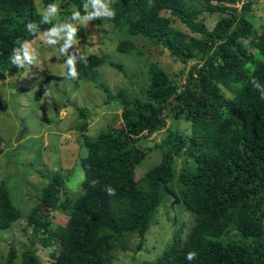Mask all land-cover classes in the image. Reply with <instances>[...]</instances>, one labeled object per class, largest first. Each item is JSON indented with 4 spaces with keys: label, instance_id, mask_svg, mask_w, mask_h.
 Masks as SVG:
<instances>
[{
    "label": "trees",
    "instance_id": "trees-1",
    "mask_svg": "<svg viewBox=\"0 0 264 264\" xmlns=\"http://www.w3.org/2000/svg\"><path fill=\"white\" fill-rule=\"evenodd\" d=\"M240 1L104 0L115 17L95 18V23L106 22L116 39L115 50L143 66V84L137 94L127 89L111 92L98 79V67L127 74L121 62L105 53H88L86 60L68 54L75 56L78 73L72 79L67 76L68 57H63V77L93 82L105 102L120 105V124L110 123L107 132L90 139L84 133L89 112L79 107L74 126L86 151L79 158L80 191H69L56 172L22 212L0 181V230L22 218V230L39 233L42 245L57 243L58 250L50 251L44 264H112L115 251H126L131 237L138 238L134 249L140 248L162 196L171 194L192 213V224L183 238V227L178 226L170 242L145 264H264V28L253 30L241 14L250 0ZM238 2L240 14L229 9L209 29L198 18ZM38 4H56L64 18L38 11L35 0H0L1 72L12 73L10 57L37 32L72 24L77 27L75 37H81L76 22L90 20L87 14L94 11L89 0ZM73 11L79 12L75 20ZM163 12L177 18L191 35L174 28ZM135 38L161 46L180 63L190 62L182 81L169 78L156 62L139 58ZM164 109L172 117L182 116L189 123L188 133L166 128L155 144L159 160L135 178V165L146 154L139 138L163 126ZM1 142L0 137V155ZM106 186L114 188L115 195H108ZM49 212L62 214L63 221L53 224ZM34 242L20 251L7 245L0 264H43ZM188 252L196 253L191 261Z\"/></svg>",
    "mask_w": 264,
    "mask_h": 264
},
{
    "label": "rangeland",
    "instance_id": "rangeland-1",
    "mask_svg": "<svg viewBox=\"0 0 264 264\" xmlns=\"http://www.w3.org/2000/svg\"><path fill=\"white\" fill-rule=\"evenodd\" d=\"M240 2L226 6L227 10L220 6L219 9L203 12L198 18L209 29L229 9H235L240 14ZM35 5L38 11L58 19L64 18L59 11L51 13L49 8L40 6L38 0H35ZM162 14L170 18L174 28L191 35L177 18L167 12ZM241 14L251 23L255 32L264 28V0H250L248 8ZM76 24L82 28L83 34L74 37L67 53L84 57L88 53H105L109 59L121 62L127 75L103 65L98 67V79L111 92L127 89L137 94L144 81V68L137 59L115 50L116 39L107 23L97 25L93 18L79 19ZM66 31L62 30L58 36L51 37L57 40L56 45L45 42L48 39L47 32H37L33 39L25 43L29 52L37 58L33 64L25 61L24 67L18 68L11 63L12 73L0 71V137L3 148L0 155V181L8 188L13 204L22 212L33 203V195L37 190L56 172L65 179L64 184L69 191H80L82 171L79 158L86 151L74 126L78 122L79 107H85L89 112L84 133L90 139L96 138L100 132H107L110 123L120 124V105L115 101L105 102L103 93L93 82H73L63 77L65 55H61L59 49L67 40ZM135 43L142 53L139 58L156 62L169 78L175 82L182 81L184 70L190 62L187 65L180 63L161 46L143 39L135 38ZM23 48L18 53L22 59ZM48 75L61 78H47ZM163 115L162 127L139 138L138 144L146 150V154L135 165V178L159 160L160 151L155 144L163 138L166 128L188 133L189 123L182 116L172 117L168 109H164ZM49 214L53 224L63 221L62 214ZM191 224L192 213L184 209L171 194H164L140 248L134 249L138 238L131 237L126 251H115L112 264H145L153 260L170 242L178 226L183 227L180 232V238H183ZM22 227L24 221L21 218L9 228L0 230V258L4 256L7 245L20 251L32 239L35 241V254L43 264L46 263L50 251L58 250L57 243L42 245L37 240L39 233L34 234L28 227L23 231Z\"/></svg>",
    "mask_w": 264,
    "mask_h": 264
},
{
    "label": "clouds",
    "instance_id": "clouds-1",
    "mask_svg": "<svg viewBox=\"0 0 264 264\" xmlns=\"http://www.w3.org/2000/svg\"><path fill=\"white\" fill-rule=\"evenodd\" d=\"M91 3L94 11L88 13V18L93 19V18H107V19H112L115 17V10H110L106 4L104 3V0H89ZM85 10H87V5H84ZM49 12L55 13L58 11L57 5L56 4H51L49 5ZM79 17V12L78 11H73L72 12V19L75 20ZM27 27H31V25H27ZM66 29V36L67 40L63 46L59 49V52L61 55H66L68 58L66 59L65 65L68 69L67 71V76L71 77L72 79H76L78 76V73L76 71V66H75V56L74 55H68L67 53V48L71 46L73 39L77 33V27L72 26V24H64L62 25L61 28H56L53 27L52 29L49 30L47 33L48 39L45 41L48 45H56L57 40L52 39L51 37L58 36L60 31ZM23 59L21 56L17 54L14 57H10V61L13 65H15L18 68H23L25 61L28 64H33V60L37 59L34 57L30 52L27 44H25L23 48ZM81 60H86L84 56L81 57ZM253 84L255 87H259V85L255 84V78H253ZM261 99H264V95H261ZM106 192L108 195H115V189L112 188L111 186H106ZM196 257L195 252H188L186 254V259L191 261Z\"/></svg>",
    "mask_w": 264,
    "mask_h": 264
}]
</instances>
